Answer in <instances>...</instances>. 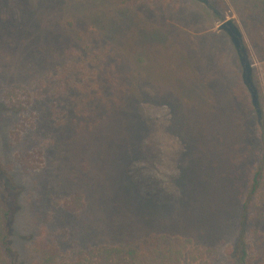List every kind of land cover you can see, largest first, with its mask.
Wrapping results in <instances>:
<instances>
[{"label":"rangeland","instance_id":"374dc122","mask_svg":"<svg viewBox=\"0 0 264 264\" xmlns=\"http://www.w3.org/2000/svg\"><path fill=\"white\" fill-rule=\"evenodd\" d=\"M90 1L0 0V105L14 86L30 97L20 114L0 108V163L19 187L20 261L29 263L44 228L64 253L151 234L192 238L213 250L212 264H229L245 232L254 263L264 264V207L245 217L242 209L259 160L258 117L237 52L217 30L233 19L252 52L249 17L228 0L215 1L221 17L196 0L166 9L147 0ZM83 33L123 55L93 64V76L77 72L62 93L64 53L84 51ZM250 61L264 120V60ZM116 76L126 88L107 82ZM118 127L128 139L115 135ZM222 128L241 147L237 172L212 138ZM26 151L42 152L40 169L22 168ZM77 193L85 206L68 211L64 203Z\"/></svg>","mask_w":264,"mask_h":264},{"label":"trees","instance_id":"16d2710c","mask_svg":"<svg viewBox=\"0 0 264 264\" xmlns=\"http://www.w3.org/2000/svg\"><path fill=\"white\" fill-rule=\"evenodd\" d=\"M147 1L152 7L160 5L166 9L171 4L176 7L179 0ZM209 1L220 12L221 8L216 5L215 1L221 6H225L224 0ZM228 1L237 14L243 12L242 17H249L247 29L253 52H251L249 45L246 44L249 57H251V54H256L260 60H264V0ZM92 2L93 0L88 5ZM96 34L99 42L102 39L99 33ZM212 38H214V35H212ZM87 42L89 40L84 34L82 35V43L86 46V49L84 48L83 52L68 49L64 53V57L68 61L63 65V69L57 78L60 85H62V93H67L70 90L72 77L77 72L83 71L85 75L93 76L91 71L93 64L101 63L107 56L113 55V57L118 59V56L123 55V51L119 46H95L91 45V42L89 44ZM119 78L117 76L115 78L107 77V82L117 90L126 88V85L122 84L120 82L121 78ZM27 95L28 93L21 86H14L7 90L3 95L4 104L0 105L1 110L11 111L15 114L27 111L30 104L29 95L25 101L20 98ZM259 96L262 99L260 94ZM92 99L91 96L88 98V100ZM261 107L263 108L262 105ZM223 117H225L224 113ZM257 125L260 142L259 160L250 179L246 201L243 203V217L247 216L252 210H259L264 207V120L262 119V122H258ZM119 131H121V127L115 129V135ZM202 133L208 134L209 131ZM212 134V138L214 140L217 138L220 143V150H217L221 153H229L228 160L232 164V170L237 172L244 159L241 147L232 143L231 137L223 128L212 132ZM15 135V140L19 141L21 132L17 131ZM128 135V132L121 131L119 132V139H128ZM110 154H114L113 150ZM41 158V151H26L18 156V161L24 170L35 171L41 168V165L38 164L40 161L42 162ZM18 193L19 187L9 168L0 163V264H23L19 259V254L13 247L15 235L14 220L19 210L17 203ZM84 206V198L80 193L73 195L64 203V207L72 212H78ZM237 244L238 253L235 255L234 252H231L229 264H255L254 259L250 255L251 247L246 239L245 232L241 235ZM28 251L29 263L26 264H212L211 261L214 257L212 249L196 244L192 238L168 234H151L141 240L128 241L119 245H102L64 253L59 247L56 237L44 228L32 240Z\"/></svg>","mask_w":264,"mask_h":264},{"label":"water","instance_id":"95a60500","mask_svg":"<svg viewBox=\"0 0 264 264\" xmlns=\"http://www.w3.org/2000/svg\"><path fill=\"white\" fill-rule=\"evenodd\" d=\"M196 1L205 4L209 9L213 10L216 15L221 17L219 11L211 5L209 0ZM217 30L218 32H224L225 34H227L237 52L239 62L242 67L243 83L247 88L248 92L250 93L251 102L256 111L258 122L261 123L263 119V110L260 103L259 91L254 82L253 66L250 61L248 48L246 47L243 33L233 19L224 20L218 26Z\"/></svg>","mask_w":264,"mask_h":264}]
</instances>
